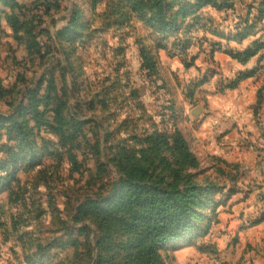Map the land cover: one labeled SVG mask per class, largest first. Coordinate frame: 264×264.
Returning <instances> with one entry per match:
<instances>
[{
    "label": "rangeland",
    "instance_id": "374dc122",
    "mask_svg": "<svg viewBox=\"0 0 264 264\" xmlns=\"http://www.w3.org/2000/svg\"><path fill=\"white\" fill-rule=\"evenodd\" d=\"M126 1L0 0V264H120L123 222L97 247L76 212L140 168L202 191L154 264H264V0H144V16Z\"/></svg>",
    "mask_w": 264,
    "mask_h": 264
},
{
    "label": "trees",
    "instance_id": "16d2710c",
    "mask_svg": "<svg viewBox=\"0 0 264 264\" xmlns=\"http://www.w3.org/2000/svg\"><path fill=\"white\" fill-rule=\"evenodd\" d=\"M131 11L140 9L142 16H144V0H127ZM201 1L197 4L200 6ZM146 14H148L146 12ZM172 25V22L163 18L164 32H166ZM255 54L254 51L248 50L245 53L244 60L247 61ZM238 60L239 57H236ZM251 74L242 75L239 79L243 80L250 77ZM57 125L59 133L66 143L75 140V133L72 132L74 127H71L70 121L66 120L62 114V108L56 113ZM80 124H85L81 123ZM174 154L178 157L179 167L183 165H191L195 162L188 150V146L183 137L178 133H174ZM69 145L68 147H72ZM179 169V171H180ZM141 177L136 184V180L120 181L121 190L118 191L112 200V203L99 201L98 199L88 198L78 208L76 212L79 220L91 221L97 228V247H98V231L104 227H113L116 223H122L127 233H132L136 239L133 245L134 251L125 250L123 261L120 264H154L158 260V248L172 240L181 236L192 225L194 218L193 204L200 197L201 188L194 186L187 191H177L174 193L163 191L155 187V185L146 183L147 177L145 171L139 169ZM177 180H180L178 177ZM134 182V183H133ZM202 192V191H201ZM110 203V204H109ZM112 209V212L110 210ZM132 221V222H130ZM113 228H118L113 227ZM112 229V228H111ZM114 235H119L118 229L115 230ZM109 235V234H108ZM113 235H111V240ZM115 242H118L116 240ZM113 259L119 257V245L116 248ZM109 264L112 263L111 259ZM95 264H101L99 259ZM158 264H162L161 262Z\"/></svg>",
    "mask_w": 264,
    "mask_h": 264
}]
</instances>
